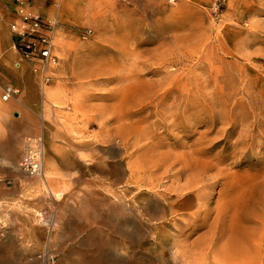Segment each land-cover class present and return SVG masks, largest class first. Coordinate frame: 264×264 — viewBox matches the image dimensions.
I'll use <instances>...</instances> for the list:
<instances>
[{"label": "rangeland", "instance_id": "374dc122", "mask_svg": "<svg viewBox=\"0 0 264 264\" xmlns=\"http://www.w3.org/2000/svg\"><path fill=\"white\" fill-rule=\"evenodd\" d=\"M17 2L55 63L14 67L0 17V264H264V0Z\"/></svg>", "mask_w": 264, "mask_h": 264}, {"label": "built area", "instance_id": "2783aa9c", "mask_svg": "<svg viewBox=\"0 0 264 264\" xmlns=\"http://www.w3.org/2000/svg\"><path fill=\"white\" fill-rule=\"evenodd\" d=\"M173 1V0H170ZM17 17L10 22L9 28L16 35L15 49L22 59L34 60L35 70L41 72L43 80L48 81L46 75L50 64L55 63L52 55V46L57 30L55 18H46L18 8ZM19 65V62H16ZM17 93L11 85L3 87L1 99L7 101ZM19 167L26 173L34 176L43 175V144L41 138L28 143L19 160Z\"/></svg>", "mask_w": 264, "mask_h": 264}, {"label": "crops", "instance_id": "0c3cea01", "mask_svg": "<svg viewBox=\"0 0 264 264\" xmlns=\"http://www.w3.org/2000/svg\"><path fill=\"white\" fill-rule=\"evenodd\" d=\"M26 5L27 7H29V3H27V2H24V1H22V5ZM22 5H20V3H18L17 2V0H0V17H1V19H2V21H3V24H2V32H3V34L5 35V38H6V42H7V44L10 46V48L13 50V52H14V54H15V58H14V61H13V66L14 67H19L20 65H21V63H24V62H26V63H28V64H37L34 60H28V59H22L21 57H20V55H19V53L17 52V50L15 49V47H14V45H15V42L17 41V37H16V35L10 30V28H9V25H10V22H12L13 20H15L16 19V17H17V14H16V12H17V10H18V8H22L21 6ZM30 8H32L33 10H35V11H42L40 8H39V6H38V8H35L34 6H33V4L32 5H30ZM37 15H39V16H42V17H46V18H56L55 16L54 17H50V16H47V15H43V14H40V13H37ZM6 58V57H5ZM16 62H19V65L17 66L16 65ZM34 71H36V72H39L40 74H41V72L40 71H38V70H35V69H33ZM16 73V75H18L19 77H23V74L21 73V72H17V71H15ZM38 74V73H37ZM36 74V76H38ZM39 74V75H40ZM40 80H41V82L43 83V77H42V74L40 75ZM41 83V84H42ZM6 85H11V86H13L14 88H16L17 89V93L11 98V99H9V100H7V101H11V100H13V99H19L20 97H21V95H22V93H23V90L21 89V87L19 86V85H17V84H13V83H11V82H5V83H3L1 86H0V98H1V92H2V89H3V87L4 86H6ZM42 91V93H43V89L41 90ZM40 91V92H41ZM22 105V104H21ZM27 108H29V107H31V106H26ZM33 107V106H32ZM4 111V110H3ZM5 112V111H4ZM23 112H24V114L25 113H28L27 112V110H26V108H24L23 109ZM3 120V119H2ZM4 121V120H3ZM4 122H6V123H8L7 121H4ZM94 212H96V209H94ZM101 218H104L103 216L101 217ZM100 242H98V240L96 239V238H94V240H93V244L95 245V246H97V247H99L100 248V246L99 245H101V244H99ZM96 250H97V252H98V255H95V256H90L89 258V260H88V263H90L91 262V260H95L94 261V264H121V263H116L115 262V260H110V257L109 256H107L105 253V251H103L102 249L100 250V249H98V248H96ZM105 254V255H104ZM82 264H84V263H82ZM90 264H92V262L90 263Z\"/></svg>", "mask_w": 264, "mask_h": 264}, {"label": "bare ground", "instance_id": "6f19581e", "mask_svg": "<svg viewBox=\"0 0 264 264\" xmlns=\"http://www.w3.org/2000/svg\"><path fill=\"white\" fill-rule=\"evenodd\" d=\"M123 79V78H122ZM127 79V78H126ZM123 81V80H122ZM125 81V80H124ZM131 93H132V91H131ZM253 188V187H252ZM261 191V190H260ZM236 193V192H235ZM251 193V192H250ZM253 193V192H252ZM247 197V196H246ZM239 198V197H238ZM244 200H249L248 198L247 199H244Z\"/></svg>", "mask_w": 264, "mask_h": 264}]
</instances>
